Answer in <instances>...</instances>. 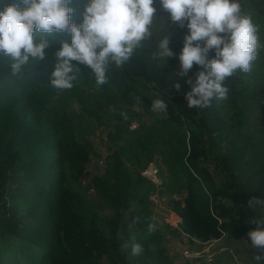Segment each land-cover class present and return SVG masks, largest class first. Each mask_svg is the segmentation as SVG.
<instances>
[{
  "label": "trees",
  "instance_id": "obj_1",
  "mask_svg": "<svg viewBox=\"0 0 264 264\" xmlns=\"http://www.w3.org/2000/svg\"><path fill=\"white\" fill-rule=\"evenodd\" d=\"M87 3L73 0V22L82 23ZM241 4L264 45V0ZM155 6L161 7L159 0ZM168 31L175 56L153 59L151 38L121 69L113 65L109 83L100 88L85 65H78L72 89L51 87L54 53L71 42L67 32L49 38L46 58L18 76L0 58V264H103L104 259L131 264L123 247L133 235L144 249L133 256L136 264H174L163 235L147 231L152 197L167 199L190 240L209 243L227 236L251 243L247 234L256 225L249 222L264 216V206H247L251 198L264 200V48L251 72L226 79L227 99L189 109L186 80L204 69L193 65L187 76L176 75L188 29L174 24ZM214 57L213 49L207 58ZM155 99L168 105L163 118L151 109ZM144 116L154 122L144 123ZM133 122L139 125L135 130ZM108 124L114 148L104 173L92 176L84 189L95 153L91 137ZM153 164L160 186L142 176ZM89 190L111 216L95 210L86 198Z\"/></svg>",
  "mask_w": 264,
  "mask_h": 264
},
{
  "label": "clouds",
  "instance_id": "obj_2",
  "mask_svg": "<svg viewBox=\"0 0 264 264\" xmlns=\"http://www.w3.org/2000/svg\"><path fill=\"white\" fill-rule=\"evenodd\" d=\"M73 0H0V58L4 59L14 76L22 73L30 63L46 58L50 47L49 38L55 33L67 32L71 42H62L54 53L55 67L51 73V87L58 92L70 90L80 76L78 65L91 69L96 87L109 83L108 73L112 66L121 69L137 53L145 42L155 37L157 51L153 59L163 60L176 54L169 47L171 36L168 29L174 24L187 28L183 47L178 56L176 75L187 76L197 65L204 69L194 73L186 83L191 90L185 94L189 109L211 107L214 99H227V78L252 71L258 50L264 48L259 39V27L251 14L243 10L241 0H159L161 8L168 13L167 28L157 39L155 26L162 18L157 16L156 0H88L82 14V23L72 20L75 9ZM215 57L207 58L210 50ZM76 62V63H73ZM177 91L180 84L173 85ZM140 105V97H136ZM163 99L152 101L156 112L167 110ZM121 115L127 119L126 114ZM247 206L255 210L264 206V200L251 198ZM255 230L248 232L250 247L259 254L252 259L264 264V216L253 218ZM150 223L147 231H156ZM132 256L144 251L131 237Z\"/></svg>",
  "mask_w": 264,
  "mask_h": 264
},
{
  "label": "rangeland",
  "instance_id": "obj_3",
  "mask_svg": "<svg viewBox=\"0 0 264 264\" xmlns=\"http://www.w3.org/2000/svg\"><path fill=\"white\" fill-rule=\"evenodd\" d=\"M157 16L162 18L154 28L156 37L158 38L161 30L170 22L168 21V13L161 7L157 9ZM153 48H155V37L152 38ZM157 50V48H156ZM71 106L76 112H80V106L76 102H72ZM155 115L159 118L165 116L164 112H156ZM144 123L152 124L154 119L150 116H144ZM138 123L133 122L131 129L138 128ZM112 125L108 124L104 128H98L91 141L94 145L95 153L91 163L88 166V175L83 179L82 186L84 189L88 186L89 180L94 175H102L104 173L107 157L113 150V145L108 141V133L111 131ZM103 162V165L101 164ZM155 166V164L150 165ZM158 170L159 168L156 167ZM210 171L214 174L217 181L221 179L218 173L214 170L213 164L209 165ZM160 172V170H159ZM86 198L93 202L95 210L103 217L111 216V212L105 208L102 201L95 195L93 190L87 191ZM153 202L151 208V218L156 224V229L163 235V247L166 249L169 257L174 264H256L252 258L259 254V250L250 247V242L245 238L230 239L224 236L221 240H214L209 243H202L198 240H190L182 233L181 221L173 217V212L170 211L167 199L165 197H152ZM176 215V214H175ZM131 231L134 227L131 225ZM174 231H177L175 233ZM124 244H131V239H125ZM123 247V251L127 254L131 264H136L135 259L131 254V247ZM103 264H109L106 259Z\"/></svg>",
  "mask_w": 264,
  "mask_h": 264
},
{
  "label": "built area",
  "instance_id": "obj_4",
  "mask_svg": "<svg viewBox=\"0 0 264 264\" xmlns=\"http://www.w3.org/2000/svg\"><path fill=\"white\" fill-rule=\"evenodd\" d=\"M101 164L103 165V162H101ZM142 176L152 181L157 186L162 184V181L159 178V170L155 166H149V168L142 172Z\"/></svg>",
  "mask_w": 264,
  "mask_h": 264
},
{
  "label": "crops",
  "instance_id": "obj_5",
  "mask_svg": "<svg viewBox=\"0 0 264 264\" xmlns=\"http://www.w3.org/2000/svg\"><path fill=\"white\" fill-rule=\"evenodd\" d=\"M179 218V217H178ZM180 219V218H179ZM181 221V220H180Z\"/></svg>",
  "mask_w": 264,
  "mask_h": 264
}]
</instances>
